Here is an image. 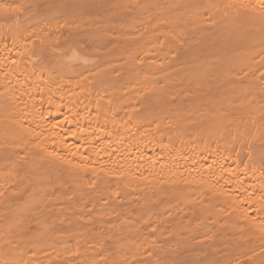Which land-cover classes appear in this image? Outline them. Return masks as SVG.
Segmentation results:
<instances>
[{
	"label": "bare ground",
	"instance_id": "obj_1",
	"mask_svg": "<svg viewBox=\"0 0 264 264\" xmlns=\"http://www.w3.org/2000/svg\"><path fill=\"white\" fill-rule=\"evenodd\" d=\"M261 0H0V264H264Z\"/></svg>",
	"mask_w": 264,
	"mask_h": 264
},
{
	"label": "snow or ice",
	"instance_id": "obj_2",
	"mask_svg": "<svg viewBox=\"0 0 264 264\" xmlns=\"http://www.w3.org/2000/svg\"><path fill=\"white\" fill-rule=\"evenodd\" d=\"M260 7L264 8V0H261ZM22 8L23 6L19 4L0 3V13L3 14L18 13Z\"/></svg>",
	"mask_w": 264,
	"mask_h": 264
}]
</instances>
